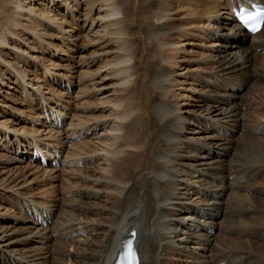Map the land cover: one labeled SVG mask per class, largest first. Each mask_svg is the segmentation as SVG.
I'll return each mask as SVG.
<instances>
[{"label": "bare ground", "instance_id": "bare-ground-1", "mask_svg": "<svg viewBox=\"0 0 264 264\" xmlns=\"http://www.w3.org/2000/svg\"><path fill=\"white\" fill-rule=\"evenodd\" d=\"M3 1L7 7L3 12L6 23L0 26V49L12 47L18 57L26 53L17 46L18 41L22 43L21 32H27L36 38L41 46L46 42V34L38 27H54L62 35L71 33L63 24L65 14L61 13V8L65 7L71 13L72 2L75 1L76 5L80 3L77 0H49V5L43 2L47 0ZM160 1L162 11L155 17L156 31L151 33L150 39L155 42L163 60L158 67L153 64L147 69L148 108L145 116L137 115L134 107L128 112L127 106L117 105L119 111L116 119L109 118L107 123L93 127L89 123L83 126L84 133L93 130L99 134L96 150L87 151L85 145V152L82 153L89 161L92 158L98 159L95 170L97 174L86 176V181H92V185L77 188L73 194L74 200L81 199L82 206L88 213L106 212L107 216H79L72 209L68 210L69 206L74 208L75 203H62L57 206L38 200L33 194L16 193L0 187V190L19 195L22 203H25L24 216H11L9 210L12 208L0 204V264H59L55 257L50 260L59 243L64 244L70 257L75 255L77 260L83 259L78 264H111L123 242L131 237L128 232L134 229L137 230L136 243L142 254L141 264H228L230 261L228 256L232 255L230 250L233 248L226 243L222 229L226 222L227 206L230 204L229 187L233 184H225L223 168L227 157L234 155L228 133L231 127L241 128L244 125L245 115L240 109V101L244 96L243 85L237 81L232 82L231 74L239 70L240 63L249 67L256 55L254 52L264 48V38H260L264 32V24L255 35L244 32L233 16V8H239L242 4L251 6L254 2L264 3V0H231L235 5L231 12L224 11L225 7H222L221 10L214 11L215 15L197 9L201 5L194 2L195 0ZM93 4L98 3L93 1ZM192 5H195L199 20L196 24L189 22V25H195L210 40L207 45L209 53L202 56L201 60L213 68V76H202L199 84L194 79L181 82L180 90L193 92L197 97L190 93H175L176 77L185 72L176 73L173 70L172 66L176 63L171 53L178 54L182 61L188 62V47L197 46L199 43L196 45L191 42L195 35H189L190 31L182 33L179 43L174 42L175 38L171 35L177 28L169 24L174 19L170 11L178 12ZM119 13L122 12L117 5L106 14H100L93 22L91 13H86L84 25L87 26L90 21V31L101 27L102 23H120L117 17L112 18ZM72 16L77 20L74 14ZM205 21L208 23H204ZM114 34H118V30ZM16 35L17 40L12 38ZM10 39L15 41L13 45ZM22 44L28 45V42ZM40 57L32 55L31 59L40 64L46 74L60 78L66 76L61 71L62 67L61 70L50 71V67L42 64ZM128 57L123 62L107 64L104 72L112 67H121L122 64L127 66L125 64L131 61ZM0 62L16 75L11 83L22 86L24 97L34 101L36 95H40L42 102L51 104L53 112L63 117V113L52 104L54 98L47 96L51 94V89L44 92L42 84H33L28 76L30 70H21L17 62L12 64L7 61L3 58L2 50ZM100 72L101 70L97 71L95 75L99 77ZM119 72L130 73V69L121 68ZM3 84L15 89L11 84ZM103 84L101 83L99 91L106 89ZM223 86L231 89L230 92L220 93L219 89ZM5 91L0 87L1 93ZM0 103L5 109L12 107L3 102V99H0ZM42 118L41 114L33 117L39 128L31 134L13 127L9 124L10 121H0V147L4 145L5 139L8 143L14 139L19 144L16 154H22L10 158L2 155L0 159L14 163L23 162L24 157L29 155L33 159L34 156L47 160H50V156L56 157V150L51 151L53 145L47 141L57 140L66 146L71 128L60 129L54 135L41 121ZM58 122L59 119L56 125ZM24 140L32 146V154L30 150L20 152V149H25L21 148L25 145L22 142ZM41 144H45V147ZM71 153L73 152L64 154L65 165H71ZM36 169L47 170V165L41 163ZM50 171L56 172L54 169ZM4 172L6 171H1L0 174V185L1 181H6L2 178ZM21 188L27 187L22 185L19 189ZM4 202L12 204L8 199ZM49 219L52 221L49 222ZM12 222L22 223L17 228L22 233L21 237L13 236L19 231L8 225ZM44 222L47 224L44 225ZM90 231H95L97 238L96 235L86 236ZM166 254L168 257L165 258ZM175 254L178 256H174ZM234 263L241 262L236 260Z\"/></svg>", "mask_w": 264, "mask_h": 264}, {"label": "rangeland", "instance_id": "rangeland-1", "mask_svg": "<svg viewBox=\"0 0 264 264\" xmlns=\"http://www.w3.org/2000/svg\"><path fill=\"white\" fill-rule=\"evenodd\" d=\"M77 1L80 2L78 5L75 4V1L72 2L74 10L72 9L71 12L77 20L73 19L72 14L65 7L61 8V13L65 14L63 24L71 33L62 35L54 27H38L41 32L46 34L44 38L46 42L42 46L30 34L21 32L20 41L22 43L28 42V45L18 41L17 46L26 51L25 55L22 57L16 56L11 49L12 47L0 49L2 50L3 58L7 61L12 64L17 62L21 70H30L28 76H30L33 84H42L44 92L51 89L52 95L47 94V96L50 95L54 98L52 104L60 110V113H63L62 120L65 118V123L61 128L56 125L58 119L60 121L61 115L55 111L53 112L50 108L51 104L47 105L42 102L40 95H36L37 97L34 101L24 97L22 86L11 83L12 80L16 79V75H13L1 62L0 87H3L8 92H0V99H3V102L12 107L5 109L0 106V121H10L9 124L13 127L20 128L23 132L31 134L34 133L36 128H39L33 117L41 114L43 117L41 121L45 123V126L54 135L60 129L71 128L68 131L70 138L66 146L65 143H58L57 140L47 141L53 145L50 148L51 151L55 152L56 149H59L62 153V162L64 161V154L68 155L72 151L71 165H65L66 163L63 162L64 164L61 163V166L56 169L47 166V170H39L36 169L38 164L34 162L39 157L36 158L34 154V159L31 155L25 156L23 162L10 163L0 159V174L1 171H6L2 174V178L6 181H1L0 187L8 188L16 193L33 194L38 200L51 202L57 206L62 203H75L74 208L67 206L68 210L72 209V212L78 213L77 215L83 217L104 218L107 216L106 212H102L103 214L97 212L88 213L82 206L81 199L78 201L74 200L75 196L73 194L77 188L92 185V181H86V176L97 174L95 170L98 159L92 158L89 161L82 153L85 152V145H87V151L93 152L96 150L99 134H96L98 131L93 130L84 133L85 129L83 126L89 123V126L93 127L94 125L107 123L109 118L116 119L119 111L117 105L127 106L128 112L131 107H134L137 115L145 116V111L148 108V105H146L148 93L146 88L147 69L153 64L158 67L163 60L158 53L155 42L150 39L152 38L151 33L156 31L155 17L162 11V8L160 0ZM93 1L98 4H93ZM43 2L46 5L50 3L49 0ZM194 2L201 5L197 9L205 10L207 13L210 12V15H215L214 11L221 10L222 7H225L224 11L231 12V8L235 6L231 0H195ZM117 5L122 13L112 18L117 17L121 21L120 23H102L101 27H96L95 30L89 31L91 22L95 18L100 14H106ZM6 7V2L0 0V26L6 23V17L3 15ZM114 12H117V10ZM86 13H91L92 15V21H89L87 26L84 25L83 21ZM169 13L174 18L169 21L170 26L177 28V31L171 35L172 38H175L174 42L179 43L182 33L190 31L191 34L189 35H195L191 42L196 45L200 44L188 47V51H190V54L186 55V58L189 59L188 62L182 61L178 54L171 53L175 57L174 63H176V65L172 66L173 70L176 73L185 72L182 76L176 77L175 93L180 92L181 95L192 94L193 92L183 91L179 88L182 86V81H193L194 79L199 84L202 76H213L211 74L213 72L212 66L201 60L202 56L209 53L207 45L210 40L202 35L194 27L195 25H189V22L196 24L199 20L195 5L178 12L173 10ZM204 23L208 22L205 21ZM200 24H203V22ZM116 30H118V34H114ZM12 38L17 40V35ZM260 38H264V32ZM10 42L12 45L15 43L11 39ZM124 50L128 51L125 52ZM106 52L107 55L104 56ZM254 53L256 55L249 67L244 63H240L239 70L231 74L232 82L237 81L243 85L244 96L242 98L243 101H240V103L242 102L240 109L245 115L244 125L241 128L231 127V131L228 133L234 155L227 157L228 161L226 160L223 168V175L226 178L225 184H233L229 187L231 192L230 204L227 206L226 222L222 229L226 243L233 248L230 250L232 255L228 256V260H230L228 264H233L236 260H239L240 264H264V48ZM32 55L41 56L42 64H45L47 68L50 67V71L63 68L61 71L66 76L60 78L46 74L43 67L31 59ZM127 56L131 60L125 64L127 66L124 67V64H122L121 67H112L104 72L107 64L115 61L123 62ZM137 66L142 69H138ZM121 68L130 69V73L120 74L119 70ZM99 70H101L100 76L97 77L95 74ZM3 82L11 84L15 89L8 88ZM101 83H104L103 85L106 89L99 91ZM219 90L220 93L226 94L231 89L223 86ZM194 97H197V95H194ZM53 114L56 116H53ZM134 116L135 114L132 115V119H134ZM3 142L5 143L0 147V156L4 155L2 157L10 158L15 155H22L16 154L19 144L14 139L9 143L6 139ZM22 142L25 145L21 148L25 149H20V152L23 153L30 150V154H32V146L28 142L25 143V140ZM41 145L45 147V144ZM50 169H54L56 172L52 173ZM98 172L101 173V170H98ZM22 185L27 188L19 189ZM237 185H240V188ZM233 194L236 196H233ZM7 199L12 204L5 203L4 201ZM232 199L234 200L231 201ZM69 200L70 202H68ZM0 204L12 208L9 210L10 215L24 216L25 203H22L19 195L0 190ZM8 225L16 227L13 229H17L22 223L16 224L12 222ZM17 231L19 233L13 235L15 238H19L22 235L20 229H17ZM91 235L95 237L96 232L90 231L86 234L89 237ZM76 236L78 237V235ZM55 239H57V236ZM57 246V250L54 251L55 254H52L50 260L55 257L59 264H78L79 261L83 260L79 258L77 260L75 255L70 257L69 253L64 249V244L59 243ZM69 247L71 248V246ZM71 249L74 248L72 247ZM163 255H165V252ZM174 256L178 255L175 254ZM166 257H168L167 254ZM49 264H52V262ZM162 264L164 263L162 262Z\"/></svg>", "mask_w": 264, "mask_h": 264}, {"label": "snow or ice", "instance_id": "snow-or-ice-1", "mask_svg": "<svg viewBox=\"0 0 264 264\" xmlns=\"http://www.w3.org/2000/svg\"><path fill=\"white\" fill-rule=\"evenodd\" d=\"M241 19L247 24L252 31H256L259 27V22L253 23V17L242 16ZM135 233H131V237L127 239L119 253L118 264H139L137 252L134 247V237Z\"/></svg>", "mask_w": 264, "mask_h": 264}]
</instances>
